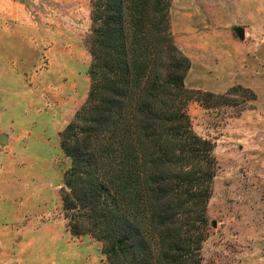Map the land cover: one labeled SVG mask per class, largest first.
<instances>
[{"label":"rangeland","instance_id":"obj_1","mask_svg":"<svg viewBox=\"0 0 264 264\" xmlns=\"http://www.w3.org/2000/svg\"><path fill=\"white\" fill-rule=\"evenodd\" d=\"M90 13V0H0V264H107L101 242L71 235L61 200ZM170 27L191 63L185 87L217 97L188 105L218 164L201 264H264V0H173Z\"/></svg>","mask_w":264,"mask_h":264},{"label":"trees","instance_id":"obj_2","mask_svg":"<svg viewBox=\"0 0 264 264\" xmlns=\"http://www.w3.org/2000/svg\"><path fill=\"white\" fill-rule=\"evenodd\" d=\"M173 0H90L89 91L60 134L70 161L62 208L72 236L103 245L107 264H201L218 164L197 135L175 46Z\"/></svg>","mask_w":264,"mask_h":264},{"label":"crops","instance_id":"obj_3","mask_svg":"<svg viewBox=\"0 0 264 264\" xmlns=\"http://www.w3.org/2000/svg\"><path fill=\"white\" fill-rule=\"evenodd\" d=\"M176 38H177V42L181 45L180 48L183 49V48H185V45H186V50H188V51L191 50L192 48L195 49V48L199 45V44L197 43V41H195V40H193V41H192L193 44L190 45V44L187 43L185 40H184V41H181L178 37H176ZM183 42H184V45H183ZM213 44L216 45L217 43L215 44V43L213 42ZM182 45H183V46H182ZM187 55H188V57L190 58V56H189V52H188Z\"/></svg>","mask_w":264,"mask_h":264},{"label":"water","instance_id":"obj_4","mask_svg":"<svg viewBox=\"0 0 264 264\" xmlns=\"http://www.w3.org/2000/svg\"><path fill=\"white\" fill-rule=\"evenodd\" d=\"M235 32L237 34V36L240 38V39H243L244 37V32L242 29H235ZM5 142V137L0 135V145H2L3 143Z\"/></svg>","mask_w":264,"mask_h":264}]
</instances>
